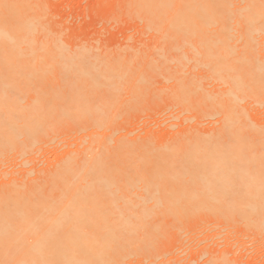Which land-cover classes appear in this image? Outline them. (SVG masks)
Returning <instances> with one entry per match:
<instances>
[{"label":"bare ground","instance_id":"obj_1","mask_svg":"<svg viewBox=\"0 0 264 264\" xmlns=\"http://www.w3.org/2000/svg\"><path fill=\"white\" fill-rule=\"evenodd\" d=\"M136 2L159 45L94 60L58 43L34 4L0 0V153L49 138L56 109L87 132L46 185L0 194V264H165L161 241L202 217L264 235V123L252 116L264 110V0ZM157 75L187 120L203 110L213 127L160 143L118 137L97 96L138 95Z\"/></svg>","mask_w":264,"mask_h":264},{"label":"rangeland","instance_id":"obj_2","mask_svg":"<svg viewBox=\"0 0 264 264\" xmlns=\"http://www.w3.org/2000/svg\"><path fill=\"white\" fill-rule=\"evenodd\" d=\"M24 1L36 6L41 24L69 52L78 49L87 50L94 60H99L115 58L120 54L128 55L130 52L140 54L142 52V55H150L152 49L159 45L156 38L144 26L141 27L143 24L136 0ZM133 1L135 2L133 3ZM195 73L197 72H190V74ZM150 84L146 88H151L150 90L143 89L145 91L140 92L142 89H139L138 95L127 86H122L113 98L108 93H100L97 96L104 103L106 121H115L118 137L126 134L124 137L128 140L137 137L138 140L154 142L155 139V143L157 141L160 143L170 136L168 140H171L174 137L173 133L179 132L180 128L182 133H179L183 135L192 130L207 132L209 131L208 127H213L212 121L205 119L203 110H198L194 114L195 119L187 120L188 117L175 108L173 100L165 91L169 84L161 76H154ZM149 91L151 92L149 93ZM156 94L158 95L156 96ZM29 100V95L24 97L25 103H28ZM252 112V116L257 117V119L253 118L256 122L264 123L263 109ZM173 114L174 116H172ZM49 121L56 126L53 133L49 134V138H43L39 142L31 144L30 147L23 144L19 146V150H4L0 153V194L2 191L7 194L14 190L18 180H21V185L27 189L35 187V184L28 186L30 183L32 185L30 181L41 182L43 180L45 184L42 182V186L46 185L49 178L45 174H48L49 170V172L54 170L56 160L67 150L68 153H73L76 150L78 153L80 150L78 148L87 135L86 131L82 132L76 128V123L80 122L78 115L74 114L71 109H56L51 113ZM191 124L198 128L189 129ZM171 133L172 135H170ZM53 163L55 164L53 165ZM9 181L11 187L5 186L4 184H8ZM27 182L29 183L26 184ZM191 219L195 221L196 217ZM197 220L192 224L189 221L190 226H187L188 229L186 228L187 231L184 235H172V237L169 235L161 241L160 246L163 254L159 258L161 260L159 263L210 264L224 260L229 264H264V235L253 234V232L252 234L247 232V234L240 227L237 229L234 227L217 228L214 227L211 220L208 221L207 217L200 218L201 222Z\"/></svg>","mask_w":264,"mask_h":264}]
</instances>
